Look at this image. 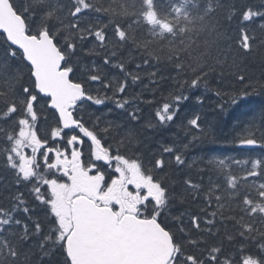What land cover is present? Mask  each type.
<instances>
[{
  "label": "snow or ice",
  "instance_id": "6c2138e0",
  "mask_svg": "<svg viewBox=\"0 0 264 264\" xmlns=\"http://www.w3.org/2000/svg\"><path fill=\"white\" fill-rule=\"evenodd\" d=\"M4 2L20 18L25 37L47 38L59 56L48 71L61 77L63 85L75 86L78 93L70 101L74 110L69 114L75 126L62 125L51 93H44L36 84V64L24 56L26 76L18 45L0 30V38L8 40L7 47L0 45V133H4L0 137V264H76L73 257L79 251L78 244L69 239L71 230L64 229L59 221L48 189L56 175L52 165L57 154L63 156L78 149L83 159L84 147H91L90 137L111 156L130 148L141 162L145 155L141 150L147 148L148 169L155 170L156 176L151 179L159 194L145 201L147 207L142 212L167 238L163 264H264V153L231 156L229 163L241 169L243 183H239L235 175L225 174L232 168L226 171L217 149L210 150L212 154L203 151L206 145L237 143L243 149H264V109L230 138H222L213 126L204 125L200 113L185 114L190 103L203 107L210 95L217 97L214 108L218 114L249 96L264 95V82L254 80L242 65L237 66L235 56V70L228 72L231 90L219 84L211 86L217 74L222 81L229 53L251 51V41L256 39L254 28L264 30V0L255 7L242 2L239 9L236 0H229L226 24L230 34H222L228 41V53L218 49L214 63L200 67L192 75L184 71L179 56L170 58L174 67L167 69V77L159 62L153 65L147 58L131 61L135 68L130 69L129 57L124 55L129 39L135 41L138 34H143L145 42L152 40L141 18L149 5L156 11L158 0H133L139 11H134L127 23L97 17L95 24L89 11L95 7L99 12L100 8L86 0H72L71 20L65 18L61 0ZM216 6H221V0H216ZM85 55L101 58L102 65L93 62L89 68ZM73 58L87 73V89L82 81L73 79L77 71ZM168 80L175 84L165 92L162 84ZM57 86H62L59 81ZM145 92L150 93V98L145 97ZM143 104L154 109L148 117ZM173 128L176 133L165 139V133ZM72 138L78 143L69 144ZM114 143L120 147L114 148ZM193 150L201 154L190 158ZM219 165L225 166L223 172ZM107 170L113 177L116 175L111 168ZM206 173L210 174V185L212 176L222 177L226 184V192L219 193L221 184L217 180L215 203L205 192ZM193 176H198L199 182ZM193 205L198 212L191 210ZM224 209H228L227 215Z\"/></svg>",
  "mask_w": 264,
  "mask_h": 264
},
{
  "label": "trees",
  "instance_id": "16d2710c",
  "mask_svg": "<svg viewBox=\"0 0 264 264\" xmlns=\"http://www.w3.org/2000/svg\"><path fill=\"white\" fill-rule=\"evenodd\" d=\"M242 2L251 3L255 7L260 3V0H236L238 9ZM61 3L65 6V18L71 20L70 10L72 7V0H61ZM86 3L100 8L99 12L96 11L95 7L89 11V16L93 24L96 23L97 17L101 19H114L119 23H127V21L132 18L134 11H139L138 7L134 8L133 0H86ZM155 7L156 11L153 12L151 5H149L141 18V23L151 32L152 40L150 42H145L143 34H138L135 41L129 39V46L124 50V55L129 57L128 67L130 69L135 68V63L131 61L134 60L138 62L139 60L147 58L152 61L153 65L159 62L160 69L163 70L162 74L167 77V69L170 70L174 67L170 58L179 56L183 62L184 71L188 75H192L193 72L199 70L200 67L213 64L215 57L219 54L218 49L220 52L228 53V41L222 34L226 32L230 34V29L226 24V14L230 9L229 0H221V6L219 7L216 6V0H177L176 4H172L171 0H158ZM210 8H215V11H209ZM169 12L170 14H167ZM147 15L151 16V18L147 19ZM154 16L157 23H155ZM160 22L166 25V28H162L163 30H160L162 26ZM28 23L31 25L30 19ZM254 30L256 39L251 41V51L244 53L241 49L239 52L233 50L229 53L225 75L222 81L219 78V74L213 78L211 81V86L213 88H215L217 84L226 91L231 90L233 87L231 76L228 75L229 71L235 70L232 61L233 56H235L237 66L242 65V70L246 71L254 80L264 82V30L259 28H254ZM129 37H131V33H129ZM0 45L7 47V41L0 38ZM3 47H0V51H3ZM129 51H131V54H129ZM84 59L89 68H91L93 62L102 65V59L99 57L85 55ZM72 63L74 66H77V71L73 79L82 81L87 89V73L80 70L78 67L79 62L75 58H73ZM21 66L27 76V70L23 69L22 54ZM103 67L113 74H117L114 69H108L107 66ZM172 75H175V73L173 72ZM145 83H148L146 78ZM174 84V81L168 80L167 83L162 84V89L166 92L174 87ZM129 85V92H131L130 78ZM136 91H139V88H137ZM144 95L150 98V93L145 92ZM157 98H159V93H157ZM216 99L217 97L215 95H210V98L205 101L203 107L190 103L188 108L185 109V114L190 112L200 113L202 123L204 125L213 126L217 135L222 138H230L236 131L241 130L244 122L250 119L254 114L259 113L261 109H264V95H257L249 96L240 101L239 104L229 108L227 112L218 114L214 108ZM141 107L144 109L145 117H148L154 110L147 104H143ZM100 114L103 115L104 113ZM85 116L87 118V111H85ZM176 131L177 130L173 128L169 133H165L164 138L168 139L171 135L176 133ZM3 135L4 133H0V137ZM180 136L182 137L183 133H180ZM93 139L95 140V138ZM113 147L117 148L120 146L114 143ZM101 149L107 152L103 148ZM215 149L223 156L225 165L227 166L226 171L232 168L231 173L225 174L235 175V182L239 183H243L241 169L229 163L231 156L243 157L264 153V149H243L238 143L236 145H206L203 151L207 154H212L210 150ZM141 151L145 153L142 162L134 156L130 148H122L117 156H111L108 152L107 153L111 157H123L131 162H136L141 166L144 174L150 178L156 176L154 169H148L150 154H148L147 148H143ZM200 154L201 153L197 152V150H193L190 154V158L193 155L198 157ZM2 155L3 154L0 153V158H2ZM85 155L86 157L90 156V148H87ZM217 159H219V157H217ZM0 163H3L2 159H0ZM199 167L200 165L197 163L196 168L199 169ZM218 167L222 172L224 171V165H219ZM52 168L54 169V167ZM49 171H52V169H49ZM3 174L6 177L8 176V172L6 171L3 172ZM209 175L210 174L206 173L204 177L205 192L211 194L213 202L215 203V196L218 194L216 188L217 180H219L221 184L219 193L224 194L226 192V184L222 177L218 178L212 176L213 183L210 185L208 182ZM157 179H159L158 176ZM193 179L199 182L198 176H193ZM53 180L57 182L62 181L57 171ZM5 183H7V181H5ZM48 193L52 195L50 189H48ZM225 203H227L226 200ZM191 210L195 212L199 211L195 205L192 206ZM223 211L225 215L228 214V209H224ZM236 214L238 215L239 213L237 212Z\"/></svg>",
  "mask_w": 264,
  "mask_h": 264
},
{
  "label": "water",
  "instance_id": "95a60500",
  "mask_svg": "<svg viewBox=\"0 0 264 264\" xmlns=\"http://www.w3.org/2000/svg\"><path fill=\"white\" fill-rule=\"evenodd\" d=\"M0 30L18 45L23 56L36 64V84L44 93H51L62 125L73 126L68 108L78 90L63 85L61 77L48 71L59 61L54 47L42 35L37 40L25 37L24 25L4 0H0ZM57 81L62 86H57ZM72 223L69 239H75L79 247L73 257L76 264H163L167 238L149 220L127 217L117 228L116 217L109 210L96 208L91 201L79 198L72 204Z\"/></svg>",
  "mask_w": 264,
  "mask_h": 264
},
{
  "label": "flooded vegetation",
  "instance_id": "af4514ba",
  "mask_svg": "<svg viewBox=\"0 0 264 264\" xmlns=\"http://www.w3.org/2000/svg\"><path fill=\"white\" fill-rule=\"evenodd\" d=\"M73 143H78V142H73ZM69 144L71 142L69 141ZM85 152V150H84ZM66 157H72L73 159H77V161L81 165L87 166V170L90 172H93L96 174L98 181L96 182V185L100 188L103 184L107 186V184L110 183V178L106 177L105 172L100 171L96 168H93V166L89 165L86 160L81 159V153L80 151L74 150L71 151L69 154L65 155ZM95 170V171H94ZM115 172V171H114ZM103 173V175H101ZM118 173V172H115ZM112 184L115 183V185H120L122 184L123 188H126L124 192H122L119 196L118 199H116V196H111L107 193V190H104L103 193L100 192L98 195L97 192H95L94 189L92 191L94 192L93 199L97 202L99 205H104L108 204L110 205L117 213L119 216L125 213H131L135 215H140L142 214V210L146 204L145 201L148 200V188L146 186H137V184L131 179L129 175H121L118 177V179H112ZM138 188H137V187ZM89 195V194H87ZM123 195L126 197L128 203L126 204ZM91 196V195H89Z\"/></svg>",
  "mask_w": 264,
  "mask_h": 264
},
{
  "label": "rangeland",
  "instance_id": "374dc122",
  "mask_svg": "<svg viewBox=\"0 0 264 264\" xmlns=\"http://www.w3.org/2000/svg\"><path fill=\"white\" fill-rule=\"evenodd\" d=\"M33 140L34 136H33ZM56 165L59 164V160L56 157L55 161ZM132 168L131 166L127 165V170L130 172ZM71 173L69 174V172ZM66 176H68L70 179L68 184H61L57 182H50L49 187L53 193V199H54V209L56 211V215L58 216V219L63 224L64 228L69 227V211L67 210L68 206V199L71 198L74 194H76L82 187V173L81 171L73 165L69 171L65 173ZM69 207V206H68Z\"/></svg>",
  "mask_w": 264,
  "mask_h": 264
}]
</instances>
